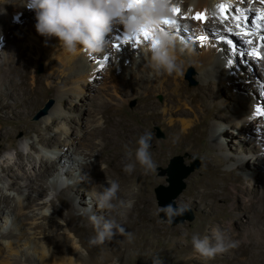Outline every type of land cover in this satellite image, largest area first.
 Returning <instances> with one entry per match:
<instances>
[{
  "label": "bare ground",
  "instance_id": "6f19581e",
  "mask_svg": "<svg viewBox=\"0 0 264 264\" xmlns=\"http://www.w3.org/2000/svg\"><path fill=\"white\" fill-rule=\"evenodd\" d=\"M220 4L225 5V13H221L219 8ZM260 5L262 8L259 7ZM173 7L178 8L179 12L174 13L170 11V15L166 18L176 21V24L169 25V27L174 33L177 32L176 35L182 37L183 44L187 43L185 38L189 34V28L191 29L195 26L192 21H195L199 27L198 31H206L208 27H212L217 30L219 34H227L234 40H240L241 36L246 39L244 44L245 49L249 50L251 54L253 53V49L259 50L260 55L264 53V40L261 39L263 47H261L260 40L255 42V38L260 39L264 35V21H257V17L264 14V0H171V9ZM31 8H34L32 7V0H0V149L5 148L2 155V161L4 162L2 172L0 171V264H80L74 256L64 257L47 246L46 242L49 239H44L48 230L44 227L43 220L46 217L54 218L52 220L55 229L53 232H56L60 226L56 217V215L59 214L63 215L67 225L68 220H70L74 212L89 223H91L89 217L93 214L98 216L103 215L106 218L109 216H115L116 219L118 218L116 213H108L107 211L100 210L96 206L95 200V193L100 191L102 186H107V181H103L99 188L93 185L94 181L106 174L105 170L102 168V164L106 158L104 152L105 140L102 135L99 134L100 128L103 127V122L98 119L99 121L95 125H89L90 123L85 117L86 109L84 108L89 104L88 97L91 96L83 94V91H81V88L77 85H63L59 104L60 108L55 110L57 115L54 116L52 115L53 112H51L49 115L43 116L42 120L45 125H43L41 121L31 118L37 108L46 99L47 91L55 88L53 85L49 87L44 86L40 78L37 77H34L36 84H33L35 87H30L28 82L30 76L27 70L25 68H20L18 70L14 69L15 62L18 63L17 61H20L23 56L20 47L21 44L14 39L15 35L12 34L11 19L14 21L20 20L28 14L27 11ZM236 12L242 16L243 20L246 19L250 12L252 16H255L253 21L254 24L251 25L250 29L247 25H242L243 22L240 23L238 21L240 17H238ZM197 13L202 14L204 19H196ZM33 14L34 13L30 11V15ZM225 14L228 16L226 20L223 18ZM256 23H260L261 26L256 28ZM237 25H241L242 27H237ZM229 29H231V31H229ZM245 30H248L250 34L242 35ZM32 32L35 38L32 40L41 43V48H38L36 52H41L42 56L43 49L48 50L50 55L55 51L56 54H53L55 57L61 59L68 58L73 74L72 76L81 77H79V79L76 78V82L80 83V80L81 82H86L90 81L89 79H91V77L96 78L100 70L99 65L105 63L106 59L104 54L102 56L94 54V63L89 65L87 60L90 56L86 53L87 51L80 49L79 52L81 54H79L78 50L76 52H70L62 48L58 37L54 36L52 42H49L47 37L42 36L37 31V35L33 30ZM4 36L7 37L6 44L4 41L5 38L2 39ZM180 36L177 37L180 38ZM221 38L222 43L220 44L223 46L228 45V39L224 40V36ZM249 40L252 41L251 44L256 45L250 46V44L247 43ZM134 42L135 45L137 44L139 48H141V51H143L141 57L140 54L138 55L139 59H142V55L145 56V60L141 61L140 59V62H143V64L146 62L148 63V57L145 53L151 41L145 40L143 36H141L139 42L135 40ZM229 46L232 48L231 44H229ZM121 48L128 54H130L132 50L129 45L127 48L126 45H122ZM236 48H238V46H236ZM194 50L193 48L190 50L185 49L184 54L187 57V65L198 67L199 70L197 71L198 75L196 78L200 80L199 84H202L203 78L207 81V91H199L193 94L192 100L198 102L199 107H201V114L198 118L182 119L180 123L186 133V135L184 134L183 136H187L186 144L191 143V147L196 149L199 142L201 146L199 152L203 153L205 156V166L200 181L210 183L209 185L214 186L219 183L222 187L231 183L233 187L246 180L247 174H250L251 185L254 186L257 184L256 177L258 178L261 176L264 181V115L261 114V111L264 110V56L261 60L255 55L251 57L248 55L245 56V60L249 63L251 62L253 68L255 64L260 66L263 79L258 76V73L254 74L253 69L250 70V73L254 74L255 77L249 76L251 85L249 83L247 89H249V91L252 90L253 95L245 94L246 92L234 94V100H236L237 103L234 109L235 115L230 118L233 122L230 123L221 101L213 98L208 100V97L218 93V78H222V80L226 78L227 80L229 76L233 78H235L236 75L238 76L237 78L244 77L238 75L239 73H235V65H228L227 61L233 56V53H231V51L224 52L223 49V54H221L219 47L214 48L211 45L206 47L204 52H195ZM134 51L135 50H133L132 54H134ZM137 52L140 53L139 51ZM137 52L135 51L136 55L134 54L136 59ZM58 54L59 56H57ZM116 57H119V55ZM222 64H227V66L223 68L221 67ZM152 73L149 75L145 72L144 75L139 76V79H135L132 73H130V75L129 72L123 73L122 80L127 84L129 90H132L137 84H143V86L150 88L146 97L151 99L153 98V85L150 79L152 78L151 76H154V108H156L158 104H160V102L157 101L158 79L163 76V80H167L168 84H172V74H156L154 70ZM211 73L217 74L218 78L211 80L205 77V75L208 76ZM166 85L163 87L161 86L159 89V91L164 93V101L167 103H164V106H169V103L175 102L178 98L184 100L182 99L183 97L188 98L185 94L188 92L190 93V91L192 92L186 83H181L180 85L175 83L176 86L172 90H170L171 87ZM223 85L231 87L229 81ZM93 87L94 86H91L89 88L93 90ZM161 88H163V90H161ZM73 92L80 98V101L71 105V111H67L65 107L70 104V96ZM241 100H247V106L239 104L238 102ZM184 102L188 104L187 102L189 101L186 99ZM166 106L163 112H168L169 115L172 108L166 109ZM189 106L190 105H187V109ZM187 109L180 107L177 111L183 114L193 111ZM215 109L217 113L213 112ZM75 112H78V116L76 117L78 120L77 126L73 125L75 120L73 113ZM194 113L197 117V112L194 111ZM56 121L61 122V125L56 127L61 131L59 132L56 129L57 134L53 133V135H51L50 130L56 125ZM59 122L58 124H60ZM157 123L162 126L161 135H164L167 131H171L172 126L176 129L179 125L177 120L169 119V124L166 126V121L162 117V112L154 111V124ZM249 125L253 128V135L250 137H248V135L243 136L245 128ZM87 126H89L90 129L86 131ZM227 126H229V128L225 130V136L227 137L226 143L220 140V137L223 136L220 127ZM154 128L156 129L155 126ZM20 131L24 133L26 140H18L17 134ZM208 135L211 136V140L202 141L204 137ZM97 136H99L100 139L95 143L94 138H97ZM56 137L57 140L54 141ZM240 139H243L244 142ZM231 142L233 143L231 144ZM168 143H171V140L168 141ZM38 144H41L40 147ZM248 144H251V146ZM234 145L240 147L242 150L241 152H243V157L232 151V149L235 148ZM43 146L46 149L50 148L53 155L49 158H46L44 154L42 155ZM29 147L31 150H36L39 155L35 156L32 151L26 154L24 149ZM10 148L16 149L15 156L13 153H10ZM50 149L48 150L50 151ZM54 149H60L61 151L57 157ZM30 158H33L31 164H34L31 172L21 173L14 170L15 166H18L20 169L23 168L25 160ZM246 158H251L248 159L247 162L249 166L243 162ZM227 164H230L229 168L223 169V166ZM56 166L58 167L57 171L59 168H62L61 173L58 172L59 174L57 173V175H55V179H53L51 186H44V178L47 176L45 173L48 171L50 172V170ZM42 167L44 170L41 169ZM38 170H40V172H38ZM238 170L244 173H238ZM74 172L79 173L74 174ZM55 173L56 172H54L53 175ZM90 173L93 178L90 177ZM72 174L75 175L76 181L65 182L64 176L69 177L71 175L72 177ZM60 187L64 189L60 191ZM49 189L60 191L57 192L55 196L67 206L66 211H62V209L54 203L53 199H50L51 204H48V201L45 200L46 197H39L41 200L36 199L37 196H41ZM74 190H77L76 194L73 192ZM262 191L264 193V188ZM82 192L83 194L85 193L91 196L90 202L86 201ZM80 196H83L82 201L78 202ZM119 196L123 199L122 194H119ZM260 200L263 202V208L264 195ZM234 204H237V199L233 202V205ZM235 208L237 210L243 208L242 212L233 213V215L237 217L241 215L249 217V213H257L255 207L252 208L251 211L246 210V206L240 207L238 205V207ZM236 219L240 225L244 222L240 217ZM263 220L258 214V223ZM242 232L245 233V238L247 237L249 241L252 238L254 239L255 235H258V237L264 236V229L260 227L249 228L246 226L243 227ZM57 235L53 234L54 237H57ZM75 254L79 255V253L76 252ZM134 257L135 256L132 258Z\"/></svg>",
  "mask_w": 264,
  "mask_h": 264
},
{
  "label": "rangeland",
  "instance_id": "374dc122",
  "mask_svg": "<svg viewBox=\"0 0 264 264\" xmlns=\"http://www.w3.org/2000/svg\"><path fill=\"white\" fill-rule=\"evenodd\" d=\"M259 7L262 8L261 5ZM33 9L31 8L29 11L26 10L28 14L18 21L11 19L12 34L15 35L14 39L21 44L20 47L23 56L20 61H17L18 63L15 62L14 69L18 70L20 68H25L27 70L30 76L28 81L30 87H35L34 84L36 83L34 77H37L40 78L44 86L49 87L50 85H53L55 88L47 91L46 99L37 108L31 118L33 120L41 121L42 124L45 125L42 120L43 116H47L51 112H53L52 115H57L55 110L60 108L59 104L63 85L79 86L81 91H83V94L91 96L88 97L89 104L84 108L86 109L85 117L88 119V122L90 123L89 125H95L99 120L103 122V127L100 128L99 134H101L105 140L104 152L106 158L102 164V168L105 170L106 174L94 181L93 185L99 188L101 183L107 181V179L118 180L121 185L119 194L123 195V199L125 198L124 200H134V207L128 211L124 210L126 211V215L123 217L118 215V218L116 219L117 222L124 227L126 232L134 234L135 239L131 243L128 242L126 236L117 233L112 240L105 241L104 244H91L90 241L96 235L93 224L91 225V223L79 217L78 214L74 212L72 213L73 215L70 220L67 222L68 225L64 221L63 215H56L58 222L60 223L58 231L56 230V232H53V230H55L52 223L54 218L46 217L43 220L44 227L49 231L46 232V237L44 239H49L46 242L47 246L51 247L57 254H61L64 257L74 256L80 264H153V260L157 258L161 261V264H264V236L258 237V235H255L254 239L252 238L249 241L247 237V239L245 238V233L242 232L243 227L246 226L249 228L260 227L264 229V207L262 208L263 202L260 200L264 195L262 191L264 188L263 178L261 176L258 178L256 177L257 184L252 186L251 176L250 174H247L246 180L235 185L236 188L235 186L232 187L231 183L222 187L219 183L214 186L209 185L210 183L200 181L205 166V156L203 153L199 152L201 149L199 142L196 149L191 147V143L186 144L187 136H183L184 134L186 135V133L180 123L182 119L198 118L201 114V107H199L198 102L192 100V97L193 94H196L199 91H207V81L203 78L202 84H199L200 80L196 78L198 75L197 71L199 70L198 67L187 65V57L184 54L185 49L190 50L193 48L195 49V52H204L206 47L211 45L214 48L219 47L221 54H223V49L224 52L231 51V53H233V56L230 55L231 58L226 61L228 62V65H235V73L244 76L243 78H237L238 76L236 75L235 78L229 76L227 80L226 78L222 80V78L219 79L215 73H211L208 76L205 75L206 78L211 80L218 78V91L216 90L218 93L214 96H209L208 100L213 98L221 101L223 108L226 111L227 118L230 123H232L233 121H231L230 118L235 115L234 109L236 108L235 104L237 103L236 100H234V94L246 92L245 94H250L252 96V90L249 91V89H247L249 83L251 85V79H249V76L255 77L254 74L258 73V76L262 78L260 66L255 64L253 68L252 63L245 60V56H253L249 50L245 49L244 44L246 39L240 36V40H234L227 34L220 33V35L219 32L212 27H208L206 31H198L199 27L197 22L192 21L196 28H189V34L187 33L188 36L185 38L187 41V47H184L182 52H178V59L183 62L182 71L171 75L172 84H168L167 80H163V76L162 78L159 77L157 101H159L160 104L154 108V76H151L152 78L150 77L153 85V98L151 99L146 97L150 88L143 86V84H137L132 90H129L127 84L122 80L123 73L129 72V75L132 73L134 74L133 76H135V79H139V76L144 75L145 72L151 75L153 71L149 66V63L146 62L143 64V62H140L141 58L139 59L138 55L140 54L141 57L143 51H141V48H139L137 44L135 45L134 40L129 39L127 42H124L123 38L126 35V32L122 24H114L112 26V31L106 36V39L111 40V45L109 50L104 53L106 59L105 63L99 65V74L96 78L91 77V79H89L90 81L81 82L80 80L79 83L76 82V80L79 79L80 76H72L73 74L71 72L68 58L61 59L55 57V55H53L56 54L55 51L52 54L53 56L49 54L48 50L44 49H41L43 52L42 56L41 52H36L38 48H41V43L32 40L34 38L32 30L37 35L35 28L36 16L35 10ZM30 11L34 13V16L30 15ZM236 14L238 13L236 12ZM238 17H240L238 18V21L240 23L243 22L242 25H247L249 29L252 24H248L247 19H251L252 21L255 19V16H252L251 12L247 15L245 19L246 21L243 20L242 16L239 14ZM162 27L172 31L169 25H162ZM222 36H224V40H234L231 44L232 48H230L229 44L226 46L220 44L222 43ZM200 37H204L205 39L201 40L199 39ZM53 38L54 36L47 37L49 42H52ZM2 39H4L6 44L7 37L4 36ZM255 39V42L260 40L261 47H263L261 38ZM178 40L183 44L181 36ZM116 44H120V47H115L114 45ZM122 45H126V48L129 45L132 48L130 54L123 51L121 48ZM255 45L256 44H250V46ZM236 46H238V48H236ZM133 50L140 52H137V59L134 56V54L136 55L135 51L134 54H132ZM79 51L80 50H78V52ZM86 53L90 56L87 63L92 65L95 56L92 53ZM79 54L81 53L79 52ZM117 55H119V57H116ZM57 56H59V54ZM263 56L264 53H261L259 59H263ZM142 60H145V56L143 55L141 61ZM226 66L227 64L221 65L223 68ZM252 69L254 74L250 73V70ZM228 81L231 83V87L223 85ZM175 83L179 85L181 83H186L192 92L190 91V93L188 92L185 94L188 98L183 97L182 99L184 100L178 98L175 102L169 103V106L165 105L166 109L172 108V111H170L168 115V112H163L165 108L163 104L166 103V101H164V93L159 91V89L161 86L163 87L168 84L166 86L171 87L170 90H172L176 86ZM91 86H94L93 90L89 88ZM161 90H163V88H161ZM186 99L189 101L187 102L188 104L184 102ZM78 101H80V98H78L76 93L73 92L70 96V104L66 105L65 110L71 111V105ZM246 102L247 100H241L238 103L247 106ZM187 105H190L188 109ZM180 107H184L187 110L191 109L193 111L183 114L177 111ZM154 111L162 112V117L166 121V126L169 124V119H172L179 122L178 127L175 129V127L172 126L171 131H167L164 135H161L162 126L158 123L154 124ZM194 111L197 112V117ZM213 112L217 113V110L215 109ZM77 116L78 112L73 113V117H75L73 122L74 126L78 125ZM58 122L59 121H56V125L50 130L51 135H53V133L57 134V131H61L59 128H56L61 125V122H59L60 124H58ZM228 128L229 126L220 127V131H222L223 134V136L220 137V140L226 143L227 137L225 136V130ZM89 129L90 127L87 126L86 131ZM252 129L251 125L246 127L243 136L248 135V137H250L253 135ZM145 131H149L153 134L151 152L153 159L157 163V168L155 172L146 174L140 165L137 164L135 170L131 174L126 173L123 170L124 164L135 160L134 153L135 149L138 147V138ZM17 137L19 141L22 139L26 140L22 131L17 134ZM99 139V136L94 138L95 143L99 141ZM56 140L57 137L54 138V141ZM170 140L171 143H168ZM204 140H211V136H205L202 141ZM240 140L244 142L243 139ZM232 143L233 142H231V144ZM40 145L41 144H38L39 147ZM125 145H128L133 151L131 160H128L125 156ZM248 145L251 146V144ZM234 147L235 148H233L232 151L243 157V152H241L242 150L240 147L238 145H234ZM14 148H10L9 151L11 150L10 153H13L15 156L16 149ZM4 149L5 148L0 149L1 172L4 163L2 161ZM48 149L43 146L42 155L44 154L46 158L53 155V153H51L52 150L50 149L49 151ZM30 151H32L35 156L39 155L36 150H31L30 147L24 149L26 154ZM54 151L56 152V157L61 153L60 149H54ZM177 156L183 158L186 166L197 164L196 168L185 178V189L174 199L176 205H189L194 218L193 220H185L173 224L169 223L167 219L162 217L161 212L157 211L162 206L158 203L156 188L160 185L168 186L170 184L168 181L169 175L167 169L169 168L172 159ZM248 159L251 158H246L243 161L247 166H249L247 163ZM32 161L33 158L26 159L23 168L20 169L18 166H15L14 170L21 173L31 172L34 166V164H31ZM229 166L230 164L224 165L223 169H227ZM41 169L44 170L43 167ZM57 169L58 167L56 166L53 167L50 172L48 171L45 173L47 176L44 178V186L47 187L52 185L55 175H57L58 172L61 173L62 170V168H59L58 171ZM38 172H40V170H38ZM54 172L56 173L53 175ZM240 172L244 173L243 171L238 170V173ZM75 173L78 174L79 172H74V174ZM74 174H72V177L71 175L69 177L64 176V181L75 182L76 179ZM90 177L93 178L91 173ZM62 189L64 188H59L60 191ZM60 191L49 189L41 196H37L36 199L41 200L39 197H46L45 200L48 201V204H51L50 199H53L54 203L58 205L62 211H66L67 206L55 196L57 192ZM76 191L77 190H74L73 192L76 194ZM82 195L86 198V201H91V196H88L85 193L83 194V192ZM82 197L80 196L78 198V202L82 201ZM235 199H237V204L233 205ZM238 205L240 207L246 206V210L250 211L255 207L257 213H249V217L242 215V217L239 216L244 221L242 225H240L236 219L239 217L233 215L234 212L243 211V208L238 210L235 208L238 207ZM258 214L263 220L260 223L257 221ZM215 225H219L222 229L226 230L227 234L233 240L239 241V245L225 253L217 254L214 258H205L193 249L191 236L194 233H198L201 236L210 235L211 229ZM185 233H187V235H185ZM53 234L58 235L57 237H54ZM75 252L79 253V255H76ZM133 256L135 257L132 258Z\"/></svg>",
  "mask_w": 264,
  "mask_h": 264
},
{
  "label": "clouds",
  "instance_id": "9594fccd",
  "mask_svg": "<svg viewBox=\"0 0 264 264\" xmlns=\"http://www.w3.org/2000/svg\"><path fill=\"white\" fill-rule=\"evenodd\" d=\"M129 0H32L35 8L36 31L45 37L59 38L62 48L76 52L85 50L92 54L103 55L111 45L106 36L112 31L114 24H122L126 34L131 36L142 29L150 30L155 38V45L150 44L145 55L149 66L156 74L180 73L183 62L178 59V52L187 47L178 40L177 35L170 29L162 27L164 18L170 15L171 0H143L129 8ZM153 134L145 131L138 138V147L135 149V160L124 164L123 170L131 174L139 164L147 173L155 172L157 163L151 152ZM125 156L131 160L133 151L125 145ZM121 185L118 180L107 179V186L95 193L96 206L108 213L125 216L126 211L134 205V200L121 199L119 196ZM190 210L189 205L179 204L173 207L172 203L162 206L157 211L165 213L168 222L182 216ZM96 235L91 244H104L117 234L127 237L131 243L135 237L126 232L117 222L115 216L106 218L103 215H91ZM187 235V233H185ZM193 249L205 258H214L217 254L225 253L236 248L239 241L233 240L219 225L211 229L210 235L201 236L194 233L191 236ZM153 264H161L157 258Z\"/></svg>",
  "mask_w": 264,
  "mask_h": 264
},
{
  "label": "water",
  "instance_id": "95a60500",
  "mask_svg": "<svg viewBox=\"0 0 264 264\" xmlns=\"http://www.w3.org/2000/svg\"><path fill=\"white\" fill-rule=\"evenodd\" d=\"M196 165L197 164L186 166L183 158L180 156L172 159L167 169L169 175L168 181L170 184L168 186L160 185L156 188V196L160 206H166L172 203L173 207H176L174 199L185 189V178L196 168ZM161 215L167 219L165 213L161 212ZM193 218V213L188 210L184 215L175 217L172 223L176 224L185 220H193Z\"/></svg>",
  "mask_w": 264,
  "mask_h": 264
},
{
  "label": "snow or ice",
  "instance_id": "6c2138e0",
  "mask_svg": "<svg viewBox=\"0 0 264 264\" xmlns=\"http://www.w3.org/2000/svg\"><path fill=\"white\" fill-rule=\"evenodd\" d=\"M142 2H143V0H129V5L128 6H129V8H132L136 4H139V3H142ZM219 8H220L221 13H225L226 12V7H225L224 4H220ZM171 11L176 13V12H179V9L173 7L171 9ZM195 18L198 19V20L204 19V17L200 13H197ZM223 18L226 20V19H228V16L225 14ZM257 21H264V14H262L259 17H257ZM247 23L251 25V24H253V21L251 19H247ZM174 24H176V21L169 20L167 18H164V20L162 21V25H174ZM260 26H261L260 23H256L255 24L256 28H259ZM237 27H242V26L241 25H237ZM229 31H231V29H229ZM249 34H250V32L248 30H245L242 33V35H249ZM141 36H143V38L145 40H150L151 44H153V45H155V43H157L155 41L153 33L150 30H147V29H142L141 31H139L137 33H134L131 36L126 34L123 39H124V42H127L129 39H132V40H135V41L139 42V39H140ZM199 39L203 40L205 38L204 37H200ZM261 39L264 40V36H262ZM227 43L228 44H232L233 40L229 39V40H227ZM247 43L251 44L252 41L249 40V41H247ZM114 46L119 48L120 44H116ZM252 54L255 55L256 57L260 58V51L259 50L253 49V53ZM261 114L264 115V110L261 111Z\"/></svg>",
  "mask_w": 264,
  "mask_h": 264
}]
</instances>
